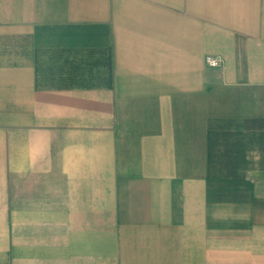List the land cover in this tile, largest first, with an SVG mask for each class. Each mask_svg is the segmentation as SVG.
Listing matches in <instances>:
<instances>
[{"label":"crops","instance_id":"crops-1","mask_svg":"<svg viewBox=\"0 0 264 264\" xmlns=\"http://www.w3.org/2000/svg\"><path fill=\"white\" fill-rule=\"evenodd\" d=\"M0 264H264V0H0Z\"/></svg>","mask_w":264,"mask_h":264},{"label":"built area","instance_id":"built-area-1","mask_svg":"<svg viewBox=\"0 0 264 264\" xmlns=\"http://www.w3.org/2000/svg\"><path fill=\"white\" fill-rule=\"evenodd\" d=\"M206 62L209 64L211 67H217L222 63V59L218 56H213V55H208L206 57Z\"/></svg>","mask_w":264,"mask_h":264}]
</instances>
